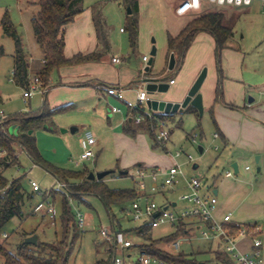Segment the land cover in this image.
Here are the masks:
<instances>
[{"label":"rangeland","instance_id":"obj_1","mask_svg":"<svg viewBox=\"0 0 264 264\" xmlns=\"http://www.w3.org/2000/svg\"><path fill=\"white\" fill-rule=\"evenodd\" d=\"M36 0H0V22L5 13H7L10 22L16 27L17 32L21 35L22 40L26 46L27 52L35 58L34 64L37 65L39 60V49L34 42L30 17L32 12L36 10L34 5L26 4L27 2H35ZM98 6L102 18L107 26V34L110 33L111 45H115V55L122 59V66L128 68H135L137 70L143 69L141 59L146 56L148 59H152L150 68L151 70H160L163 72L161 78H173L177 84L171 86L165 93L152 94L153 97H166L174 94L178 90L180 84V78L182 76V68L177 70H167V58L162 55V49L165 46V38L163 35V29L161 28L162 13L154 12L151 16H148L143 25L142 35L138 34L137 44L134 51L131 50L128 42V34L124 32L119 33V29L125 28L126 9L123 5H118L117 0H83V7L90 9L92 6ZM206 9L215 11H227L233 10L232 6H218L213 3H207ZM258 7V5H257ZM240 19L237 25L236 38L238 43L247 50L249 57H259L264 62V11L259 7L254 12V16H249L251 13L244 11L242 8L239 9ZM105 18V19H104ZM106 20V21H105ZM255 22L257 30L254 28L250 30L252 24ZM256 29V27H255ZM241 35H244V39L240 42ZM141 38V40H140ZM141 41V42H140ZM155 48V55L150 56L151 48ZM237 47V46H236ZM14 50L13 41L2 34L0 28V111L5 116H12L17 113H35L42 108L43 105V93L35 92L29 99L23 98V92L25 89L17 86L12 81V54ZM121 50V51H118ZM127 51V52H126ZM124 52L123 56L122 53ZM128 54L126 56L125 54ZM129 57V63H126V59ZM253 57V58H252ZM31 64V63H30ZM33 64V61H32ZM34 65V66H35ZM203 68H206L204 66ZM31 69V66H30ZM32 70V69H31ZM184 70V69H183ZM57 72V71H56ZM54 72L50 78L54 79ZM34 78V74H30L29 79ZM46 98V104L49 108L48 103L50 102ZM104 102L98 101L94 103V106H84L78 101L72 102V104H64L63 106L71 105L72 107L64 112L55 114L52 118L53 130L37 129L34 132L37 149L43 158L49 164L71 171H81L84 168L92 172L97 162L101 165H115V163H127L128 160L137 161L135 164L127 166L126 175H119L121 172L118 168H113L114 172L105 177V183L110 189H134L136 188V169L139 160L134 159V156L144 155L141 143H136L135 137L124 133L119 128L116 130L128 141L123 139L119 142L113 140L112 125L107 121V109L108 107L103 104ZM101 105L102 108L99 106ZM84 107V108H83ZM50 109V108H49ZM1 120V117H0ZM169 130V137L165 142V148L168 154H174L176 150H181L184 154L178 159V162L182 164V171L187 176L197 177L203 184L211 181L213 176H220L225 174L230 169V164L224 158L226 152L215 151L214 146H217L218 142L212 138V134L215 131L209 113L204 111L202 115L197 118L195 114L184 113L174 114L172 119L166 121ZM86 128L91 130L95 139H98L101 135L105 143V148L97 152L94 148V158L88 161H84L79 164H75V161L79 155V148L77 145V139L80 133L72 134L69 130L71 128ZM79 128V127H78ZM60 130H66V133L62 134ZM11 132L16 133L17 129H12ZM196 134L198 136L197 142L191 144L189 142L190 137ZM145 142L147 143V150L150 152V156L161 157L164 152L153 149V141L148 135L143 133ZM133 141V142H132ZM198 146L204 149V152L199 153ZM163 150V149H162ZM17 165L11 166L6 169L2 176L7 180L11 181L15 178L22 177L23 185L30 191L29 183L35 182L40 188V194H35L33 204L36 206L37 211H41L46 208L48 203H51L50 197H46L44 200L42 197L50 190H56V180L52 175L46 172L41 166L35 165L32 160L24 152L17 149ZM161 155V156H160ZM191 155L194 161L198 164V168L193 170L189 164H184L186 156ZM122 159L124 161H122ZM160 163L168 165L165 159L160 158ZM144 163L143 160H140ZM141 163V162H139ZM254 166H252L253 168ZM244 171L240 166V171L235 178H245ZM256 178L262 180L264 173L255 174ZM233 178V179H235ZM232 179V180H233ZM148 185L149 181L145 180ZM160 181V178H159ZM259 187L254 185V188ZM51 192V191H50ZM183 191L171 192L169 189H165L162 193H156L149 196L150 200H154L157 204L162 205L164 201H177L178 195ZM70 192L68 191V196ZM60 195L55 197V201L52 202L55 205L56 224L54 227L45 226L46 223L42 221L41 214L37 213L29 217L26 222H22V226L17 219H13L5 227V232L10 234V238L6 239L8 249L13 251L15 246L20 242L19 235L17 232L22 228L35 227L37 233H39L40 241L46 243H52L56 241L59 236V223L58 214L60 211V202L58 200ZM70 201L72 213L75 214L79 211L83 214L84 224L79 229V237L75 241L73 249L69 255L67 264H95L97 262L107 261L104 264H111V256L113 250L109 247L108 243L104 241L100 235L101 228L111 227V215L116 219L121 230L126 231L137 228L143 224V221H134L131 218V203L123 206V209L117 207H111L108 211L98 198L93 196H87L84 198L85 203L77 204L70 197H67ZM47 203V204H46ZM183 207V203L177 201V208ZM263 219V218H262ZM262 219L258 220L261 221ZM42 224V225H41ZM41 225V226H39ZM44 225V226H43ZM115 229L118 227L115 224ZM174 229L170 224L163 223L156 228H151V238L158 240L171 235ZM131 239L138 245L144 244L140 238L135 235H130ZM183 252L186 254H193V257L197 262L203 264H219L217 255H215L212 248L211 251H207L203 247V242L195 240L192 248L189 246L182 247ZM112 251V252H111ZM127 253L132 255L131 262L137 259V250L131 249L128 252H124L125 256ZM110 256V258H109Z\"/></svg>","mask_w":264,"mask_h":264},{"label":"crops","instance_id":"obj_2","mask_svg":"<svg viewBox=\"0 0 264 264\" xmlns=\"http://www.w3.org/2000/svg\"><path fill=\"white\" fill-rule=\"evenodd\" d=\"M179 1L180 0H138V34L142 35L141 32L143 30V25H145V20L148 16H151L154 12L162 13L161 28L163 29V35L165 38V46L162 49V55L166 58L167 34L176 37L189 22L199 16L213 12L206 9L207 2H203L200 9L180 16L175 12L179 5ZM118 5L120 6L119 2ZM232 7H234L233 10H227L224 12L215 11L222 13L223 25L230 27L232 30V36L226 42L225 48L221 50L219 57L217 58L215 53V41L213 36L206 32L198 33L186 51L181 65L178 69H175L178 72L182 68L183 71L177 92L170 96L159 98L149 95V98L172 103L182 102L200 71L204 66L207 67V69L205 68L206 77L200 87L199 93L202 97L203 109L209 113L215 128L212 138L214 141L216 140L218 144L217 146H214V150L217 147V150L215 151L221 149V151L226 152L224 158H226L230 164V169L227 171H232L234 174L231 164L236 163L238 172L234 175L237 176L241 166L242 171H244V175L246 176L245 178H235L234 176L233 178L235 179H233L226 177L225 174H221L220 176H213L210 182L205 183L207 191L213 194L218 202L214 214L215 218L219 220L223 215L230 213L233 220L237 222L261 223L264 220V178L259 180L256 178L255 174L261 172L264 173V62L259 59L258 55L257 57H254V59H251L247 50L241 46V43H238V41L234 43V41L238 38V36L236 37V28L241 14L239 9L242 8L244 11L251 13L249 16L253 17L257 8L260 7L264 11V1L252 0L248 6ZM107 26L109 25L107 24ZM253 28L254 31L257 30L255 22L252 24L250 30ZM119 30V33H124L122 28ZM107 39L109 47L99 60L87 61L74 66H67L58 69L56 74H54V79L50 78L47 91L42 94L44 98L43 102H46V98L48 97V100L50 101L48 103L50 109L63 106L67 103L72 104V102L75 101L89 107L94 106V103L98 101H102L107 107L110 105L111 107L118 108L120 112L113 114L110 113L109 108L107 109V121L109 122V125L110 123H114L112 125L114 131L112 130L111 132V134H113L112 139L117 142L123 139L127 142L129 139L127 140L124 138L116 130L119 128L122 131L126 122H128V124H133L131 117L128 114V110L125 107V102L134 101L137 92L139 90H145L144 85L139 82L140 79L145 77L143 75L145 67L141 70H137L133 67H123L121 64L122 59L114 53L116 47L115 45H111L110 33L107 34ZM239 39L241 42L244 39V35H241ZM97 50L98 44L92 23L91 10L85 9L75 17L72 23L65 27L64 56L66 58H71L76 54L87 55L96 52ZM38 53L39 57L36 59L40 60V52ZM123 54L124 52L122 53V56ZM125 55L128 56L127 53ZM112 59H118L120 63H113ZM149 60L150 59L144 63L141 59L143 66H146ZM34 62L35 58L32 57L30 59L31 68L34 67ZM129 62L128 57L126 63ZM148 73L149 77H158L163 72L160 70H151L149 66ZM165 80L166 82H169L174 79L165 78ZM176 84L177 82L174 80V84L171 86H176ZM108 86L122 89L124 100L121 101L114 97L107 96L105 88ZM218 90L220 94L219 96L217 93ZM249 98L251 100L250 102L248 101ZM99 106L102 108L101 105ZM0 117L1 120L6 117L2 111H0ZM78 127L74 128L72 134L79 133L80 130L77 139V145L79 148V141L83 132L89 129H82L80 128L81 126ZM106 131L108 130H104V135L95 139L96 144L94 148H96L97 152H100L105 148V141L103 138L107 135H105ZM143 133L146 134L143 131H139L134 136L136 143H141L144 151V155L141 156V159L139 158L140 155L134 156V159L139 160L138 163H136V166H138L136 171L139 168H146L148 170H166L173 165L174 160L171 157L172 154L167 153L165 145L163 150L160 149L161 152L165 151L163 156L160 155V158L165 159L168 165L165 163L161 165L159 157L150 156ZM214 135H217V137L215 138ZM202 152H204L203 148L199 153ZM140 160H143L144 163ZM122 161L124 160L122 159ZM255 161H257V163H255ZM133 162L137 161L128 160L127 163L118 162L115 163V165H101L97 162V165L95 164V168L92 172H102L113 168L125 171L127 166L135 164ZM252 166L254 167L252 168ZM245 167H249V170L246 171ZM257 167L260 168L259 172H256ZM197 168L198 164L194 161L192 169L195 170ZM125 172L127 174V171ZM188 178L190 177L183 172V178H179V192L186 191L184 179ZM103 181L105 182V178ZM149 184L150 181L148 185ZM254 185H258L259 187L254 188ZM30 194L32 195V199L23 208L22 218L14 219H17L22 226L23 221L26 222L29 217L40 213L42 221L46 223L45 226L54 227L56 223L54 225L49 223L45 214V209L41 211L35 209L36 206L33 204L35 194H32L31 191ZM58 200L60 202V198H58ZM165 202L168 201L165 200L164 203ZM170 202H172V205L174 206L175 201ZM51 204L53 203L51 202ZM260 219L262 220L258 221ZM112 222L113 219H111V223ZM4 234L8 235L5 239L10 238L9 233L4 231ZM17 234L22 243L26 237L31 235L37 236V242L46 243L40 241L39 233H37L35 227H21ZM130 235L131 234H129V236Z\"/></svg>","mask_w":264,"mask_h":264},{"label":"trees","instance_id":"obj_3","mask_svg":"<svg viewBox=\"0 0 264 264\" xmlns=\"http://www.w3.org/2000/svg\"><path fill=\"white\" fill-rule=\"evenodd\" d=\"M118 2L125 9H130V14H126L123 30L127 32L130 48L134 51L138 38V0H118ZM26 4L34 5L36 8L31 14L30 24L34 42L40 52V60L37 65L31 68L32 70L30 69L32 56L27 52L21 35L10 22L7 13L3 15L0 22L2 34L9 37L14 44L12 81L17 86L27 89L31 80L29 76L33 72L34 78L39 80L40 85L48 87L51 75L58 69L87 61H97L107 51L109 47L107 26L97 5L91 7V16L98 50L87 55L76 54L71 58H66L64 56V30L68 24L74 21L77 15L84 11L83 0H36ZM222 22L223 15L221 12H211L189 22L176 37L167 34V56L174 55V69H178L181 65L186 51L200 32H206L213 36L215 53L218 58L221 50L225 48L226 42L232 36L231 28L224 26ZM143 75L149 76V73H143ZM217 93L219 96V90ZM71 107V105H65L49 109L44 101L42 108L35 113H17L0 120V152L4 153L0 157V264H67L74 243L79 237L80 228L77 226L75 214L72 213L67 196L58 190H50L51 192L46 193L42 197L43 199L49 196L51 202H54L55 197L60 195L58 216L60 230L56 241L52 243L37 242L36 245L20 242L13 251L7 248L6 239H1L6 225L14 218L21 219L23 208L32 199L30 191L22 183V177L7 181L2 176L6 169L17 165V149L29 156L35 165L41 166L56 181L65 183L70 192L68 197L77 204L85 203V197L93 196L98 198L108 211L112 206L122 210L124 205L133 202L138 197L135 188L110 189L103 180L88 181V171L86 169L81 171L65 170L43 160L36 146L35 130H53V116L64 113ZM184 113L195 114L199 119L198 112L191 106H187L180 114ZM173 116L156 113L157 118L165 121L172 119ZM13 128L17 129L16 133L11 132ZM156 129V122L146 119L138 125L126 122L122 131L131 136L143 131L152 139V148L160 150L163 148H160L155 141ZM111 219H113L112 229L123 231L113 216H111ZM115 224L118 227L117 229L114 227ZM183 226V224H179L177 231L158 240L151 238V228L148 225H141L123 232L133 234L143 241L144 244L135 245L133 248L140 253L171 264H200L201 262H197L193 254L186 255L184 252L171 254L163 248L166 243L184 234ZM107 259L95 264H104Z\"/></svg>","mask_w":264,"mask_h":264},{"label":"built area","instance_id":"obj_4","mask_svg":"<svg viewBox=\"0 0 264 264\" xmlns=\"http://www.w3.org/2000/svg\"><path fill=\"white\" fill-rule=\"evenodd\" d=\"M264 1V0H263ZM203 2L213 3L218 6H248L252 0H180L177 9L178 15H185L191 11L200 9ZM123 31V30H121ZM148 58L142 57L146 63ZM113 63L119 64L118 59H112ZM168 86L174 84V80L167 82ZM45 93L47 87H42L37 78L29 81L27 89L23 92V98L29 99L35 92ZM107 96L124 100L123 90L108 86L105 88ZM149 94L145 90H139L134 101H126L125 107L131 117L133 124L138 125L146 119L156 122L155 141L160 148H164L165 142L169 137L168 125L165 120L156 117V113L148 109L146 102L149 100ZM110 113H119L120 110L115 107L109 108ZM4 119V118H3ZM216 138L217 135H214ZM198 136L194 134L189 142L195 144ZM95 138L91 131L85 130L79 141V155L75 164L82 163L94 158ZM217 150V147L215 148ZM181 150H176L171 155L173 165L166 170L139 168L136 171V200L131 202V218L134 221H143L142 225H148L150 228H156L163 223L170 224L174 231H177L178 225L183 224L184 234L177 239L164 245V249L171 254L183 252V246L192 248L195 240L203 242V247L211 251L215 248V255L219 256V264H264V220L259 222L241 223L233 220L230 213L222 216L221 219L215 218L217 208L216 197L207 191V186L196 177L184 179L186 191L178 195L177 201L183 203V207L177 208V201L174 206L172 202H165L162 205L157 204L149 196L156 193H162L166 188L172 191L178 190L179 178H183L182 164L178 159L183 156ZM4 155L0 152V157ZM194 159L191 155L186 156L184 164L193 165ZM249 170V167H245ZM225 176L233 178L232 171L225 172ZM160 178V181H159ZM145 180H149L147 185ZM56 190L62 192L68 197V189L65 183L56 181ZM32 194H40L39 186L31 181L29 183ZM45 214L51 225L56 222L54 205L49 203L45 208ZM77 226L82 228L84 224L83 214L79 211L75 213ZM100 235L113 250L111 264H128L132 258L130 253L125 256L124 252L133 249L136 244L129 234L123 231H116L110 228H101ZM7 234H2V238H7ZM137 250V249H136ZM186 254V253H185ZM188 255V254H186ZM132 264H171L156 257L140 253L137 250V259ZM201 264V263H200Z\"/></svg>","mask_w":264,"mask_h":264},{"label":"water","instance_id":"obj_5","mask_svg":"<svg viewBox=\"0 0 264 264\" xmlns=\"http://www.w3.org/2000/svg\"><path fill=\"white\" fill-rule=\"evenodd\" d=\"M126 14H130V9H126ZM155 55V48L152 47L150 51V56L153 57ZM151 58L147 65L145 66L143 72L148 74L149 72V66L151 64ZM175 66V59L174 55L170 54L167 62V70L172 71L174 70ZM206 77V69L203 68L200 73L198 74L197 78L191 85L190 89L188 90L186 96L180 103H172V102H165L162 100H156V99H149L146 102V106L148 109H151L152 111L163 113L166 115H174V114H180L183 112V110L187 106L193 107L197 112L199 117L203 113V106H202V97L199 93L200 87ZM140 83L144 85L145 91L149 94H155V93H165L167 92L169 86L167 82L165 81L164 78H158V77H149L145 76L142 79L139 80ZM249 102L251 101L250 98L248 100ZM12 130V129H11ZM71 133L74 132V128H71L69 130ZM61 133H65L66 130H60ZM201 147H198L199 152H201ZM257 163V161H255ZM231 168L236 174L238 172V167L236 163L231 164ZM260 168H256V172H259ZM114 171L113 170H107V171H102V172H89L87 176L88 181H101L103 180L107 175L112 174ZM119 175H126L125 171L119 172ZM24 244H30V245H36L37 244V236L36 235H31L29 237H26L23 241Z\"/></svg>","mask_w":264,"mask_h":264}]
</instances>
